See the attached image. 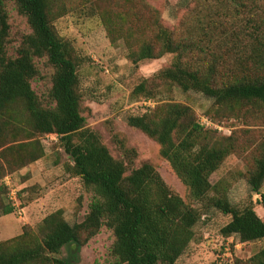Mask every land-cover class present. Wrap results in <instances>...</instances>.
I'll return each instance as SVG.
<instances>
[{
    "label": "trees",
    "instance_id": "16d2710c",
    "mask_svg": "<svg viewBox=\"0 0 264 264\" xmlns=\"http://www.w3.org/2000/svg\"><path fill=\"white\" fill-rule=\"evenodd\" d=\"M7 1L0 0V218L15 213L2 181L45 157L40 138L47 135L57 136L71 176L93 199L81 223L71 225L59 210L37 233L24 227L0 242V264H77L81 249L103 229L115 238L111 264H176L210 210L231 218L224 237L237 236L243 244L264 240V221L253 205L232 204L225 182L210 180L228 158L239 157L246 167L241 177L264 208V135L256 140L248 130L252 122H264V0H190L173 31L141 5L143 0H86L111 38L120 34L134 66L174 56L169 67L135 87L131 97L153 106L142 104V112L126 122L157 144L196 207L174 193L153 164L129 172L138 151L127 147L124 134L115 132L113 141L126 162L115 159L102 137L86 127L81 60L54 27L76 0H13L31 29L14 57ZM39 61L53 71L48 102L32 86L40 76ZM173 88L212 101L205 112L209 123L241 122L247 129L225 136L186 104L155 102L160 91ZM249 154L250 160L243 158ZM72 247L68 259L56 258ZM241 264H264V247Z\"/></svg>",
    "mask_w": 264,
    "mask_h": 264
},
{
    "label": "rangeland",
    "instance_id": "374dc122",
    "mask_svg": "<svg viewBox=\"0 0 264 264\" xmlns=\"http://www.w3.org/2000/svg\"><path fill=\"white\" fill-rule=\"evenodd\" d=\"M89 1L76 0L71 5V12L54 22L58 35L71 42L81 60L78 74L84 96L86 127L102 137L115 159L126 162L124 152L113 141L115 132L124 134L128 139L127 147L138 151V158L129 167V172L144 163L153 164L169 188L186 203L196 207L189 198L187 188L168 162L160 157L157 144L129 128L126 122L128 116L137 115L144 108L143 99L135 100L131 97L135 87L169 67L174 56L166 55L162 59L144 61L134 66L128 59L129 50L120 39V34L116 32L111 38ZM189 1L143 0L141 5L156 15L165 28L173 31L179 27L185 15L183 9ZM82 3L85 7H82ZM6 8L11 25L9 55L14 57L22 38L29 35L31 29L26 18L19 15L13 0L7 1ZM44 63H37L40 76L32 86L39 97L48 102L53 71ZM170 101L192 107L201 122L222 135L230 136L234 130L247 129L241 122H231L224 126L209 123L205 112L212 101L201 94L184 93L173 88L171 92L160 91L155 98L157 104ZM248 130L259 140L264 135V122H252ZM40 143L45 149V157L32 165L24 175H20L23 169L2 181L7 187L6 202L15 208L13 216L6 218V226L12 231L5 235V240L20 235L24 227H31L37 233L43 220L59 210H62L63 217L71 225L81 223L89 212L93 194L84 188L79 178L71 176L68 170L71 162L60 147L57 136H44L40 138ZM250 157L249 154L243 158L250 160ZM245 170L242 159L232 156L212 175L211 184L216 185L223 180L228 187L231 203L238 207L253 205L257 215L264 221V208L258 204L260 196L252 193L241 177ZM230 221V217L217 211L207 212L195 229V240L176 264H241L264 247V240L243 244L237 236L224 237L221 231ZM114 241L113 233L103 229L81 249L77 264H111L113 258L110 251ZM73 250L74 247L64 249L56 258L68 259Z\"/></svg>",
    "mask_w": 264,
    "mask_h": 264
},
{
    "label": "crops",
    "instance_id": "0c3cea01",
    "mask_svg": "<svg viewBox=\"0 0 264 264\" xmlns=\"http://www.w3.org/2000/svg\"><path fill=\"white\" fill-rule=\"evenodd\" d=\"M32 167L30 168H26L24 169L20 175H24V173H26V171H28L29 169H31ZM13 215H9V216H3L0 218V242L2 241H6L8 239L5 240V235H8L9 233H11L12 229L10 227H7L6 226V218L7 217H11ZM14 229V228H13Z\"/></svg>",
    "mask_w": 264,
    "mask_h": 264
},
{
    "label": "built area",
    "instance_id": "2783aa9c",
    "mask_svg": "<svg viewBox=\"0 0 264 264\" xmlns=\"http://www.w3.org/2000/svg\"><path fill=\"white\" fill-rule=\"evenodd\" d=\"M143 105L145 106H153L151 102H144ZM205 120V119H204ZM203 123V122H202ZM204 124V123H203Z\"/></svg>",
    "mask_w": 264,
    "mask_h": 264
}]
</instances>
